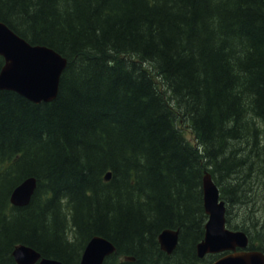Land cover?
<instances>
[{
    "label": "trees",
    "instance_id": "trees-1",
    "mask_svg": "<svg viewBox=\"0 0 264 264\" xmlns=\"http://www.w3.org/2000/svg\"><path fill=\"white\" fill-rule=\"evenodd\" d=\"M0 20L68 60L50 103L0 90V264L19 244L80 264L97 235L117 247L104 264H199L206 170L259 231L264 0H0ZM32 176L31 203L13 206Z\"/></svg>",
    "mask_w": 264,
    "mask_h": 264
},
{
    "label": "water",
    "instance_id": "water-1",
    "mask_svg": "<svg viewBox=\"0 0 264 264\" xmlns=\"http://www.w3.org/2000/svg\"><path fill=\"white\" fill-rule=\"evenodd\" d=\"M0 56L4 58L0 71L1 90L14 91L37 104L57 98L61 75L67 65V60L57 51L47 46L32 45L0 20ZM110 177L109 173L105 178L109 180ZM36 184V178L31 177L17 186L11 194L12 204L28 205ZM203 194L208 220L204 240L197 245L198 257L229 252L213 264H264L261 251L244 250L249 245L245 232L227 228L226 204L220 201L219 188L209 172L203 177ZM178 235V230L164 229L158 236L161 249L171 254L178 244ZM238 248L243 250L238 251ZM115 251L112 241L95 236L87 244L81 264H103L106 257ZM12 255L16 264H64L55 259L40 260V254L26 245L17 246Z\"/></svg>",
    "mask_w": 264,
    "mask_h": 264
},
{
    "label": "rangeland",
    "instance_id": "rangeland-1",
    "mask_svg": "<svg viewBox=\"0 0 264 264\" xmlns=\"http://www.w3.org/2000/svg\"><path fill=\"white\" fill-rule=\"evenodd\" d=\"M187 133V136H188V138L193 142L194 141V138L191 136V134L189 133V132H186ZM249 168H252V166L251 165H249ZM254 169V168H253ZM254 173V172H253ZM251 174L250 175V172H248V174L250 175L249 177L251 178V179H253V176H255L254 174ZM233 176V175H232ZM231 184H233V183H231ZM254 192V191H253ZM252 192V193H253ZM247 193H248V191H247ZM250 198H252V199H255L256 197H259L258 195H257V193H253V194H251V196H250V194H247ZM261 201H263V199H259V202L258 203H260ZM242 205H240V204H238V203H234V202H232V205L230 204V209H231V219H232V221L233 222H238L240 225H242V226H246V227H250L251 226V224L249 223V222H246L245 221V215H246V213H245V211L247 210H249V208L248 209H245V208H239V207H241ZM248 215H249V212L247 213V219H248ZM253 215L256 217V219L258 220V226H257V229H259V233H258V231H253L254 232V237H257V238H260V239H264V230H261L260 229V226L262 225V224H264V211H261V205H260V207H258V209H257V212L255 213V212H253ZM249 220V219H248ZM261 223H260V222ZM259 235V236H258ZM256 241V244H257V246H259V245H261V244H263V242H264V240H263V242H259V240L257 239V240H255ZM209 258L208 259H206V260H204L203 262H204V264H206L207 262H209Z\"/></svg>",
    "mask_w": 264,
    "mask_h": 264
},
{
    "label": "bare ground",
    "instance_id": "bare-ground-1",
    "mask_svg": "<svg viewBox=\"0 0 264 264\" xmlns=\"http://www.w3.org/2000/svg\"><path fill=\"white\" fill-rule=\"evenodd\" d=\"M67 62H68V60H67ZM62 76V75H61ZM33 177V176H32ZM35 178V177H34ZM216 185H218L217 183H216ZM36 188H37V184H36ZM36 188H35V191H36ZM202 188H203V185H202ZM178 239H179V237H178ZM174 252V251H173ZM172 252V253H173ZM47 258V257H46ZM53 259H55V258H53Z\"/></svg>",
    "mask_w": 264,
    "mask_h": 264
}]
</instances>
